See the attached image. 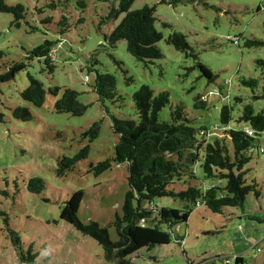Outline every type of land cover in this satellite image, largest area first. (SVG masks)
<instances>
[{
	"label": "rangeland",
	"instance_id": "1",
	"mask_svg": "<svg viewBox=\"0 0 264 264\" xmlns=\"http://www.w3.org/2000/svg\"><path fill=\"white\" fill-rule=\"evenodd\" d=\"M67 1L74 6L75 0ZM84 2L85 10L72 8L71 14H64V5L48 9L50 0H5L9 6H23L19 25L13 14L0 12V73L15 62L26 66L13 81L0 85V114L4 115L0 122V210L7 214L8 226L19 236L22 249L13 245L0 217V264H110L97 242L62 221L60 213L69 197L82 191L79 221L96 223L107 229L111 241L118 240L113 223L122 216L129 191L127 169L112 164L98 177L92 170L114 157L118 138L110 117L136 119L132 95L142 85L155 94L167 92L170 104L181 105L195 127L208 129L211 140L218 134L214 130L223 105L232 108L230 126L235 129L244 127L235 120L245 106L264 113V0H134L130 11L154 7L155 27L163 37L157 43L162 58L152 64L129 55L124 41L108 49L105 39L124 17L122 13L115 19L110 15L116 2ZM62 15L69 26L64 36L57 29ZM47 18H52L50 24L44 22ZM173 32L185 36L192 54L185 56L166 42ZM46 41L53 43L52 73L44 59L29 58ZM198 63L210 70L213 81L202 75ZM96 72L115 78L122 100L112 103L98 98L93 91ZM28 75L40 80L45 89L59 87L61 92L56 98L47 95L40 108L25 103L20 93L28 86ZM65 88L77 92L78 102L86 106L82 116L55 111L54 104ZM197 97L206 101V108H195ZM17 107L28 108L32 120H15L12 110ZM160 119L170 120L168 107ZM94 124L99 125V133L92 139ZM84 150L86 158L58 175L64 157L73 158ZM246 170V184H257L258 198L249 193L242 208L227 207L221 213H212L204 205L192 208L188 221L173 229L183 239L181 246L171 236L170 244L141 250L131 264H211V260L225 264L233 256H241L247 264H264V156L254 152ZM36 177L44 182L40 194L26 188L28 180ZM154 203L160 208L183 207L170 197ZM28 255L36 257L31 260Z\"/></svg>",
	"mask_w": 264,
	"mask_h": 264
},
{
	"label": "trees",
	"instance_id": "2",
	"mask_svg": "<svg viewBox=\"0 0 264 264\" xmlns=\"http://www.w3.org/2000/svg\"><path fill=\"white\" fill-rule=\"evenodd\" d=\"M97 1L117 3L116 8L111 7L110 15L113 19L124 14L120 23L105 39L108 49H115L118 42L124 41L127 53L138 62L152 64L162 58L157 43L163 37L155 27L157 17L154 7L145 5L140 10L130 11L134 0ZM62 5L65 7L62 11L64 14H71L72 8L85 10L87 7L84 0H75L74 6H70L67 0H50L47 7L56 10ZM24 11L22 5L9 6L5 0H0V12L13 14L16 25L23 19ZM44 22L50 24L52 18ZM163 27L167 25L163 24ZM68 28V18L62 15L57 23L58 33L64 36ZM166 42L185 56L193 52L185 36L179 32L171 33ZM234 42L237 43V39ZM52 47L53 43L46 41L32 50L29 57L44 59L51 73L55 69L50 56ZM2 56L0 52V59ZM109 57L121 66L113 54H109ZM198 68L209 82L213 81L215 76L208 68L201 63H198ZM25 69L23 63H12L5 72L0 73V85L13 81ZM93 91L100 100L107 99L112 103L122 100L116 90L115 78L110 74L96 72ZM60 92L59 87L45 89L40 80L28 75V86L20 93V97L25 103L40 108L47 95L56 98ZM132 102L136 119H120L114 115L110 117L112 131L118 138L114 157L98 163L92 170L93 175L98 177L108 171L112 164L125 165L127 169L129 191L125 196L123 214L116 217L113 223L118 240L111 241L107 229L96 223L83 224L79 221L77 214L83 199L82 191L74 192L60 213L62 221L97 242L102 249L103 259L110 264H131V258L141 250L170 244L171 236L181 246L183 239L173 229L188 221L192 208L204 205L212 213H221L227 207L242 208L249 193H253L256 198L260 196L256 183L246 184V166L254 152L264 156V113H254L251 106H245L235 120L236 123H244V127L235 129L230 126L232 108L223 105L219 126L214 130L218 134L211 140L208 129L195 127L181 105L173 107L170 104L169 95L165 91L155 94L147 85H142L132 95ZM194 106L206 108V101L197 97ZM165 107L170 110L168 121L160 119ZM54 109L57 113L78 117L84 114L86 106L78 102L77 92L65 88L56 100ZM12 117L22 122H29L33 118L30 110L24 107L12 110ZM3 121L4 115L0 114V122ZM248 130L253 132L252 136L247 133ZM90 133L92 139H95L99 125L94 124ZM86 154L87 150H84L73 158L64 157L57 170L58 175L70 171L81 159L86 158ZM26 188L29 193L40 194L44 190V182L41 178H31ZM2 194L8 197L6 192ZM163 197L178 200L183 207L180 210L160 208L154 201ZM0 217L3 218L5 230L12 237L13 245L22 251L19 236L8 226L7 214L0 210ZM28 257L32 260L36 256ZM21 260L26 261L27 258L22 255ZM214 262L211 260L210 263ZM243 262L239 256L232 264Z\"/></svg>",
	"mask_w": 264,
	"mask_h": 264
},
{
	"label": "built area",
	"instance_id": "3",
	"mask_svg": "<svg viewBox=\"0 0 264 264\" xmlns=\"http://www.w3.org/2000/svg\"><path fill=\"white\" fill-rule=\"evenodd\" d=\"M85 79L87 80V78H85ZM247 133H248L250 136L253 135V132H252L251 130H248ZM261 152H262V150H261ZM257 251H259V250H257ZM236 257H237V256H233L231 260H229V259H225V264H232L233 261H234V259H235Z\"/></svg>",
	"mask_w": 264,
	"mask_h": 264
},
{
	"label": "clouds",
	"instance_id": "4",
	"mask_svg": "<svg viewBox=\"0 0 264 264\" xmlns=\"http://www.w3.org/2000/svg\"><path fill=\"white\" fill-rule=\"evenodd\" d=\"M86 80V79H85ZM237 257H239V256H237ZM241 257V256H240ZM242 258V257H241ZM243 259V258H242ZM243 261H244V259H243ZM242 264H247L245 261L242 263Z\"/></svg>",
	"mask_w": 264,
	"mask_h": 264
}]
</instances>
